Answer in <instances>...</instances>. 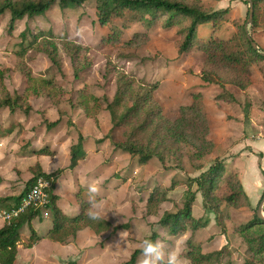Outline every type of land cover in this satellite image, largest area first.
<instances>
[{
    "label": "rangeland",
    "instance_id": "1",
    "mask_svg": "<svg viewBox=\"0 0 264 264\" xmlns=\"http://www.w3.org/2000/svg\"><path fill=\"white\" fill-rule=\"evenodd\" d=\"M177 1L194 6L199 5L208 12L228 9V13L215 25L207 24L208 26L204 25L199 28L196 42L184 55L178 54V45L181 39L178 27L167 29L165 27L166 18L149 26L133 20V15L126 12L124 16L116 17L108 24L103 25L97 16L96 0H88L79 7L66 10L54 6L44 15L32 20L33 26L36 27L39 22L44 25L54 23L56 36L54 43L58 46L62 67V72H60L59 67L52 64L46 56L31 53L30 56L34 55L30 60L31 70L37 79L43 78L39 77L43 73L50 80L54 74V98L58 101V105H52L47 97H37L34 106L39 109L38 114L41 118L38 116H33V118L50 121L54 117L57 120L60 118L59 111L61 110L66 114L69 110H81V105L78 104L79 98L81 101L87 100L94 111L97 107H106V99L109 102L114 99L118 78L120 75L127 74L133 78V85L127 93L129 104L136 100L138 92L143 89L142 82L159 84L158 90L153 94V100L160 106L162 113L154 117L150 131L146 130L147 132L140 133L136 141L145 147L148 144L154 147L159 137H162L164 143L161 149L165 150V156L168 157L164 164L158 158H153L146 165H140L136 158H132V160H128L127 167H122L124 169L108 171L106 179H104L106 182L102 181L101 183L103 190L108 188L114 190L109 184L116 176L121 179L122 183L116 187L117 193L103 197L105 209L116 210L118 217L115 220L118 223L129 222L130 232L123 234V240L121 236L118 239L110 237L109 233L95 235L85 232L64 244L62 248L64 253L54 251V264H124L136 249L141 248L142 241L154 232L158 233L160 238L167 237L165 242L170 247L175 244L185 257L187 242L192 236L191 229L187 227L184 232L172 235L168 233V230L164 231L159 222L165 212L176 213L183 208L190 186L191 191L196 195L192 207L193 216L203 222L209 220L207 227L200 228L195 232L192 237L193 243L200 245L205 254L225 249L222 264H244L250 259L254 260L255 264H264V225L258 224L256 221L260 203L252 207L248 206L241 197L234 202L227 200L232 192L238 190L237 181L232 173L234 170L227 169L225 160L214 156L216 155V144L209 139L210 123L202 108L201 98L197 99L195 94L198 88L197 78L200 77L196 72L202 66L205 76L219 84L222 90L221 97L230 99L231 103L240 101L238 103L241 104V109H238L239 114L237 115H240L245 123L244 140L250 134L249 130L252 131L250 126L253 122L256 123V128L264 132V61L257 59L247 67V71H239L219 59L210 58L206 53L207 44L213 35L229 40L236 32L235 24L245 28L249 19V2L248 0ZM258 6L257 23L253 21L249 25L248 34L257 44L258 52L264 53V0ZM10 20L11 17L8 15L0 24V65L4 66L6 61H9L10 66L15 65L12 56L8 54L14 55L21 48L20 38L15 37L19 35L18 28L21 20L15 22L12 33L9 31ZM30 22H26L25 27L29 26ZM206 31H210L211 36L203 38V33ZM66 40H72L81 46V52L75 61V65L80 71L77 77L74 75V63L66 56L62 48V43ZM201 40H205V42L201 43ZM197 49L203 51L204 56L194 57ZM25 61L27 62V57H25ZM9 88L15 92L17 89L23 92L24 84L20 82V79L11 77ZM231 91L237 93L239 98L236 99ZM96 98L100 101H96ZM193 104L202 108L204 113L190 109ZM28 105H30V100ZM28 105L23 107V112ZM124 107L120 109L119 114L124 111ZM144 110L140 111L132 122H126L124 127L113 130L111 140L125 142L133 127L139 126L144 121ZM23 112H17L19 119L24 118ZM82 113L86 114L85 111ZM70 118L72 119L68 114L64 116L60 127L71 126L67 123L71 122ZM28 119L30 120V118ZM6 120L9 121L10 117L7 119L0 117V123L4 124ZM12 120H15V117ZM103 121L104 129H106L109 125L105 118ZM158 122H161L160 125ZM88 128L86 126V129ZM36 130L37 127H34L31 130L33 135H29V137L22 135L23 131H21L13 141L0 145V165H5V168L0 170H3L9 177L13 176L10 174L13 172L12 170H17V167H13L17 154L20 162L24 159L21 156L23 151H19L13 144L21 137L26 138L23 139V142L31 143L33 141L31 137L37 134ZM87 132L96 135L94 130ZM152 132L158 133V135L153 136ZM151 137L152 142L149 143ZM255 137L263 138L262 135ZM87 147L88 153L93 156L88 164L82 165L80 172L94 170L101 161V153H96L98 147L96 142L91 141ZM170 149H173L177 154L168 156ZM67 159L65 152V154L60 153L59 156L49 158L45 162L52 164L53 169H58L63 168L66 162L68 163ZM113 161L114 158L111 156L107 160V164L110 165ZM124 162L126 160L122 157L119 163ZM28 164L25 161L22 166L19 165L18 181L13 183V187L7 185V188H13L17 195L23 192L25 181L31 176ZM222 164H225V170L214 179L209 196L204 197L199 185L192 183L191 178H199L211 167ZM239 164L248 172L251 182L259 186L262 182L260 178L264 179V177L263 174L260 175L261 177L258 175L259 172L261 173V169L255 158L246 159ZM65 169H69V167L62 171L64 172ZM113 172L118 173L110 175ZM83 175L81 176L83 177ZM91 177V175H87V178L84 179V186L90 179H94ZM180 182H183L184 185ZM68 184L72 186V189L62 187L60 190L61 192L64 190L72 197L79 187L76 180L70 181ZM155 188L160 190L171 188V190L167 194L168 201L160 206L156 214H150L146 204L151 191ZM2 193L7 197L11 192ZM114 201L120 202V206L116 209H114L115 204L112 203ZM210 210L214 213H211ZM24 234L26 238L29 234L28 229ZM49 242L50 244H43L44 250L47 252L46 249H50V247L54 250V245L60 246ZM117 243L120 244L119 248H116ZM44 264L52 263L45 262Z\"/></svg>",
    "mask_w": 264,
    "mask_h": 264
},
{
    "label": "trees",
    "instance_id": "2",
    "mask_svg": "<svg viewBox=\"0 0 264 264\" xmlns=\"http://www.w3.org/2000/svg\"><path fill=\"white\" fill-rule=\"evenodd\" d=\"M88 0H0V24L9 15L11 17L9 23V31H14L15 22L28 18L30 20L44 15L50 8L54 6L60 7L62 10L76 8L83 5ZM263 0H253L254 3V23H257V11L259 9V3ZM96 10L99 22L103 25L108 24L116 17H122L126 12L133 15V20L152 25L159 20L166 18L165 27L171 29L175 26L178 27V33L181 36L178 45V54L184 55L188 53L197 40L198 30L201 26L207 24L215 25L218 20L224 17L228 13V9L205 11L201 6H194L193 4H187L177 0H96ZM236 32L229 40L218 38L213 35L209 40L206 53L212 59H219L225 62L229 66L239 70L247 71V67L250 66L255 60L264 61V55L255 50L249 40L246 29L235 24ZM55 34L53 31L38 30L32 33L30 29L24 30L19 38L22 40L21 49L16 51V56L19 61L17 62L14 70L12 69H0V109L8 108L11 113L17 110H22L31 98L36 97H48L53 104L58 105L55 97L54 80L36 79L33 77L31 68L27 65L25 57L28 51L34 50L36 52L44 54L52 64L58 66L59 71L62 72L61 56L57 44L54 43ZM62 48L68 58L74 63V70L76 77L80 71L75 61L77 56L81 52V46L76 44L72 40H66L62 43ZM87 68V67H86ZM85 70V69H82ZM16 71L21 73L24 78L26 89L23 95L18 93L11 94L5 84L6 76L11 72ZM132 77L127 74L120 75L117 80V89L114 95L113 101L109 102L106 99V108L110 115L113 124V129L110 133L99 143L106 139L111 140V133L117 128H122L126 125V122H132L133 118L142 110L145 111V119L137 127H133L131 134L128 136L125 142H114L111 140L115 149H120L124 153L129 154L132 158H136L140 165L148 164L153 158H158L161 163L167 161L165 156V150L161 149L164 143V139L159 137L158 142L152 147L148 144L146 147L140 142L136 141V138L140 133L144 131H150L151 123L154 117L162 110L158 104L153 100V94L158 90L159 84L149 82H142V87L137 98L132 104L128 103V89L133 85ZM201 79L208 84H217L212 78H207L204 74V70L201 72ZM197 99L202 98L201 94L196 95ZM78 99V104L85 110L87 116L93 119L95 123H99L97 115L102 110V107H97L96 110L92 109L91 104L87 100ZM99 99L96 98V101ZM100 101V100H99ZM128 104H127V103ZM125 106V107H124ZM124 107V111L119 114L121 108ZM190 109L203 112L202 108L198 105L190 106ZM185 108V107H184ZM25 113H29L31 106L28 105L24 109ZM204 113V112H203ZM60 119L48 123L47 127L51 129L60 124L63 116V111L59 112ZM165 120V119H164ZM169 123L168 120H166ZM161 122H158L160 125ZM72 124V123H71ZM160 127V126H158ZM171 130V128H169ZM146 131V132H147ZM153 136H157L158 133H153ZM85 139L82 134H79L78 143L71 147V162L70 170H74L79 162L86 156L84 151ZM152 142V137L149 139V143ZM47 150L42 149L37 151V154L47 155ZM173 149H170L168 156H174ZM180 158V155H179ZM225 170V164L220 166H213L201 175L199 178H191L192 183H197L201 191H203L204 197L209 196L212 191V183L216 177L221 175V172ZM34 177L28 182L27 188L23 194L19 197H8L0 200V208L4 207L9 210L16 209L21 205L24 197L28 193V190L34 184L35 180L40 176H47L40 166L32 170ZM63 173L62 170L54 172L47 176L48 179L53 180L52 187L48 191L49 193V205L48 209L51 212L53 218V228L48 234V238L59 244H66L70 239H74L78 236V233L86 228L92 229L96 234H102L110 232L111 236L116 235L121 231H129L131 229L130 224H122L115 226L111 222L101 219L92 220L87 214L86 210L89 207L88 198H84L78 195L80 203L79 213L74 217L66 216L62 210L58 207L59 197L54 193L55 185L58 177ZM233 175L237 181V192H232L227 198L229 202H234L237 198L241 197L245 200L248 206H251L247 195L245 194L242 184L239 180L238 174L235 172ZM264 175V172H263ZM183 183V182H180ZM184 185V183H183ZM186 194V201L183 208L176 213L165 212L160 220V226L164 230H168V233L172 235L180 234L184 232L187 227L192 231V236L187 242V252L185 257L189 260V264H222V260L225 254V249L212 252L203 253L200 245L194 244L192 237L200 228L207 227L209 220L202 221L197 219L192 214V207L196 200L195 192L191 191L189 187ZM155 188L146 204L147 211L150 214H156L160 206L168 201V191ZM237 196V197H236ZM264 197V193H263ZM262 197V198H263ZM214 213V211H211ZM41 217V211L30 208L24 213L20 214L16 218H12L7 221L5 225L0 229V264H15L18 256V247L23 245L27 248H32L36 244L40 243L42 237L33 229V221ZM256 221L258 224L264 225V220L258 218L256 215ZM28 228L30 234L27 238L24 237V229ZM160 238L158 233L154 232L147 239L156 240ZM141 256L140 249H136L129 261L124 264H137L138 258ZM244 264H255L254 260H248Z\"/></svg>",
    "mask_w": 264,
    "mask_h": 264
},
{
    "label": "crops",
    "instance_id": "3",
    "mask_svg": "<svg viewBox=\"0 0 264 264\" xmlns=\"http://www.w3.org/2000/svg\"><path fill=\"white\" fill-rule=\"evenodd\" d=\"M48 18H49V15H48ZM32 20L28 18H24L23 20H21V22H19L20 25L18 28L19 35L15 37H19L20 34L27 28L30 29L32 33H35L40 29L45 30V31L48 30V31L54 32V23H49V24L47 23L46 25H44L42 24V22H39L38 26L36 27V26H33ZM26 22H30L31 24L25 27L24 24ZM209 34H210V31L204 32L203 38H206L208 36L210 37L211 34L210 35ZM203 42H205V40L203 41L201 40V43ZM21 43H22V40L20 39V45ZM31 53H35L38 56H41V55L43 56L44 54L36 52L34 50H30L27 52L26 54L27 62L26 63L32 69L30 60L31 58L34 57V55L30 56ZM8 55L12 56V61L13 63L15 62V65L10 66L9 61H6L5 66L0 65V69L14 70L19 59L16 56V52L14 55H12L11 53H9ZM194 55H195L194 57L196 58L197 57L201 58L202 56H204V53L203 51L197 49V52H195ZM201 72H202V66L199 67V71L196 72L200 75V77L197 78L198 88L195 94L202 95V98H201L202 108L204 109L208 122L210 123V136H209L210 138L209 139L210 141L216 144V155L214 156L225 160L227 169L231 168L232 170H234L236 174H238L239 180L242 184V188L245 194L247 195L251 206L255 207L260 203L263 197V193H264V179L260 176L264 172V168H263V165H264V132L263 130L256 128L257 125L255 122H253L250 126L252 131L249 130L250 134H248V137L244 140L245 123L243 122L241 116L237 115L239 114L238 109L239 108L241 109V104L238 103L240 101L237 100L238 102L234 101L235 103L234 102L231 103L230 99H225L221 97L222 90L219 84L209 85L208 83H205L201 79ZM11 77H16L18 80L20 79V82L24 84L23 92H20L18 89L16 90V92L15 90H10L9 87H10ZM33 77L36 78L34 75ZM39 77H43L41 79L49 81L47 78V75L43 73L40 74ZM50 80H54V74ZM5 84L8 90L12 92L11 94L18 93L20 95H23L26 89L23 76L21 75V73L16 72V71H11L6 76ZM227 89L228 91H230L229 88ZM231 93H234V97L236 99L239 98V95L235 93L234 91L233 92L231 91ZM38 98H42V97H38ZM35 100H37V97L30 99V106H31V109L33 110H31L29 113H25L23 112V110H20V109L14 113H11L10 109L8 108L0 109V117H3L4 119H7V117H10L9 121L7 120L4 121V124L2 122L0 123V145L9 143V141H13L17 137V135H19L21 131H23L22 135L24 134V136L29 137V135H33L31 130L34 127H37V130H36L37 134L34 137L33 136L31 137L33 140L31 143L28 141L23 142L24 141L23 139L25 137L24 138L21 137L17 142L13 144L15 147H17L19 151L20 150L23 151V154L21 156H23L24 159L23 161L20 162V159H18V154H17V158L15 159L14 166H13V167H17L16 168L17 170H12L13 172H11L10 174H12L13 176L11 177H9L8 174H6L3 170H0V200L4 199V197L5 198L19 197L21 194H23L27 188L28 182L34 177L32 170L36 169L37 166H40L42 171L45 174H47V176L54 172L62 170L66 167H70L71 147L78 143L79 134H82V136L86 140L85 145H84V151L86 153V156L83 160L79 162L78 166L74 170L65 169L63 174L58 177L56 181V185H55V190H54V193L59 197L58 202H57L58 207L62 210V212L66 216L74 217L79 213V210H80V203L78 200V195L82 197H84L83 195L88 196L87 187L84 186L83 184L84 179L87 178V175H91L92 176L91 178L94 177V179H98L101 183L102 181L106 182L104 179H106V175H107L106 173H108V171H110L111 169H115L116 171L124 169L122 167H127L129 165L128 160L129 159L132 160V157L129 154L124 153L120 149H115V147L112 145L109 139H106L103 142L99 143V141L104 139L113 129V124H112L110 113L107 110H105L106 108L105 106L102 107V110L97 115V118L99 121L98 124L95 123L93 119H90L87 116V114H83L82 111H85V110L82 108V106H80L82 111L74 109L73 111L69 110V112H67V114L72 117V119L70 118L71 122L70 121L67 122L68 125H71V126L69 127L65 126L63 128L60 127L63 121V118H62L58 126L52 127L51 129H49L47 127V124L49 122L53 123L59 120L60 118H57L56 120L53 117V119H51L50 121H47V120L44 121L42 119L35 120L33 116L34 117L38 116L41 118L40 114H38L39 109L34 106V103L36 102ZM50 103L54 105L51 100H50ZM187 105H192V104H187ZM18 111H22L25 114L24 118H20V119L18 118V113H17ZM64 114H65L64 116L67 115L66 112H64ZM14 117H15V120H12ZM28 118H30V120ZM104 118L106 119V122L109 125L106 129H104V126H103ZM23 126L25 127V130H23L24 129ZM86 126H88L89 128L86 129ZM91 130L92 131L94 130V132H96V135H93L87 132ZM104 134H107V135L104 136ZM256 135H262L263 138H257L255 137ZM91 141L96 142L98 146L96 149L97 150L96 153L98 154L101 153L102 155L101 161L98 163V166L94 170L80 172L82 165L88 164L91 160V157L93 156V155H90L87 151V148H88L87 145ZM47 146H49V148H47ZM42 149H46L48 151L47 155H41V154L36 153L37 151H40ZM65 152L67 153L68 163L66 162L63 168L53 169V167L51 166L52 164L45 162L47 159L49 158L52 159L55 156H59L60 153L65 154ZM111 156L112 158H114V161L110 165H108L107 160ZM122 157L123 159L126 160V162L120 164L119 161L121 162ZM251 158H255L256 163L259 164V168L261 169V173L259 172L258 175L261 177L260 179L262 180V182L259 186L251 182L248 172L244 168H242L239 164L240 162L246 159H251ZM24 160L29 163L27 167L29 168V171L31 172V176L25 181V189L23 190V192L20 195H17V192L13 190V188H7V185L9 184L10 187H13L14 185L13 183H16L18 181L19 179L18 174L20 171L19 165L22 166L25 163ZM4 168H5V165H0V169H4ZM256 170H258L257 167H256ZM116 173L118 172H113L110 175L113 176ZM81 175H83V177ZM47 176H44V177H47ZM81 177L82 179H80ZM74 180H76V184L79 187L78 188L79 190H76L75 194L72 197H70V195L64 190H62L61 192L60 189L62 187H67V189L69 190L72 189L71 188L72 186L68 183H70V181L74 182ZM121 183L122 181L121 179H119L118 176H116V178H113V181L109 184V186H111L114 190H111L110 188L105 189L103 190L104 193L102 192V196L106 197L108 194H109L108 196H110L111 193H117L116 187L118 185H121ZM2 192H11V193H9V195L6 197L5 194ZM84 198H88V197H84ZM112 203L115 204L114 209L120 206L119 204L120 202L118 203L117 201H114ZM7 211H10V210L4 207L0 208V229L7 222V220L4 218V215H3L4 212H7ZM109 211L105 209V212L106 213L108 212L107 217H105V220L111 222L113 225L118 226L122 224H130L129 222L128 223H122V222L118 223L115 220V218L118 217V215H116L115 213L116 210L115 211L109 210ZM32 227L38 233V235L42 237V240L40 243L36 244L32 248H27L23 245H19L18 256H17V260L15 264H44L45 262L54 264V261H53L54 251H56L57 253H64V252H62L63 251L62 244L56 243L48 238V234L50 230L53 228V218H52L50 210L47 209L45 211H42L41 217H38L33 221ZM26 229L28 228L26 227L24 229V233ZM130 230L121 231L117 233L116 235H113L110 237H114V238L116 237L118 239L122 232H123L122 233L123 235L125 233L130 232ZM85 232L98 235L92 229L86 228L80 231L77 237H79L81 234ZM28 233L30 234L29 229H28ZM106 233L110 234V232H105L102 234H106ZM102 234H99V235H102ZM24 237H25V234H24ZM49 241L55 244H59L60 246L54 245V250L50 247V249H46L48 250L47 252L44 250L45 247L43 246V244L44 243L50 244ZM138 249H141V248H138Z\"/></svg>",
    "mask_w": 264,
    "mask_h": 264
},
{
    "label": "clouds",
    "instance_id": "4",
    "mask_svg": "<svg viewBox=\"0 0 264 264\" xmlns=\"http://www.w3.org/2000/svg\"><path fill=\"white\" fill-rule=\"evenodd\" d=\"M86 187L89 204L86 210L87 216L92 220L105 219L108 212H105V200L102 196L101 182L98 179H91L86 184ZM122 233L120 236L123 240ZM166 239L167 237L156 240L144 239L141 243V256L138 258L137 264H188L187 258L182 255L180 249L175 244L170 247L165 242ZM119 247L120 244L117 243L116 248Z\"/></svg>",
    "mask_w": 264,
    "mask_h": 264
},
{
    "label": "built area",
    "instance_id": "5",
    "mask_svg": "<svg viewBox=\"0 0 264 264\" xmlns=\"http://www.w3.org/2000/svg\"><path fill=\"white\" fill-rule=\"evenodd\" d=\"M52 182L53 180L48 179L47 177H38L24 197L21 205L16 209L14 208L10 211L4 212V218L7 221H10L12 218L18 217L30 208L40 210L41 212L47 210L50 202L48 191L52 187Z\"/></svg>",
    "mask_w": 264,
    "mask_h": 264
},
{
    "label": "water",
    "instance_id": "6",
    "mask_svg": "<svg viewBox=\"0 0 264 264\" xmlns=\"http://www.w3.org/2000/svg\"><path fill=\"white\" fill-rule=\"evenodd\" d=\"M248 2H249V19L245 26L247 33H248L249 25L252 24L254 21V3H253V0H248ZM248 37H249V40L251 41L253 48L257 50L258 49L257 44L253 41V39L251 38L249 34H248ZM262 55H264V53H262ZM263 207H264V197L262 198L260 204L258 205V209H257V216L258 218L262 220H264Z\"/></svg>",
    "mask_w": 264,
    "mask_h": 264
}]
</instances>
